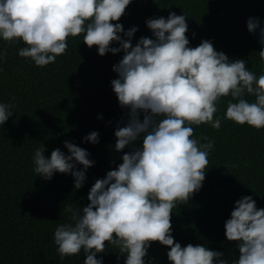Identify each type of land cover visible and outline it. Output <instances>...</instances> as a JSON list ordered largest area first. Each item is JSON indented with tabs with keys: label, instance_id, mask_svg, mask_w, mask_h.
I'll list each match as a JSON object with an SVG mask.
<instances>
[{
	"label": "clouds",
	"instance_id": "obj_1",
	"mask_svg": "<svg viewBox=\"0 0 264 264\" xmlns=\"http://www.w3.org/2000/svg\"><path fill=\"white\" fill-rule=\"evenodd\" d=\"M129 3L0 0V40L22 42L17 55L36 66L54 62L67 48L69 36L94 45L98 55L122 52L111 66L117 75L110 87L127 118L114 129L113 147L119 151L130 146V150L94 180L85 206L65 205L66 220L57 223L51 235L59 259L82 253V264H102L97 254L105 252L107 243L116 250V264L120 256L123 264H150L144 257L150 242L156 241L167 246L170 264H264V208L256 207L250 195L236 199L223 221L224 237L235 241L238 249L230 261L203 244L181 246L170 227L173 207L187 202L201 187L213 148L211 139L193 134V126L206 123L219 128L222 97L227 98L223 119L257 129L264 126V20L249 16L245 21L247 31L258 36L257 73L245 59H229L215 50L209 39L190 46L183 13L146 18L151 38L141 36L133 44L136 26L124 30L118 22ZM5 55L6 49H0V59ZM14 107V98L0 101V124ZM82 140L96 143L97 131ZM62 143L67 154L53 148L45 156L44 146L36 147L32 171L45 180L54 172L70 174L78 189L94 161L86 149L69 140Z\"/></svg>",
	"mask_w": 264,
	"mask_h": 264
},
{
	"label": "trees",
	"instance_id": "obj_2",
	"mask_svg": "<svg viewBox=\"0 0 264 264\" xmlns=\"http://www.w3.org/2000/svg\"><path fill=\"white\" fill-rule=\"evenodd\" d=\"M169 11L185 15L190 46L209 39L215 50L229 59L243 58L250 70L259 72L258 36L247 31L245 21L249 16L264 20V0H130L118 22L124 30L136 26L134 44L141 36L151 38L146 18L167 17ZM66 40L65 51L43 67L17 55L22 42L0 40V49H6L0 59V101L14 98L15 103L12 115L0 124V264H82V253L59 259L52 231L65 222V205L85 206L94 180L130 150V146L119 151L113 147L114 129L127 118L110 87L117 75L111 66L122 52L98 55L96 47L86 46L80 36ZM225 99L218 105L219 128L206 123L193 126V134L211 139L213 148L201 187L187 202L173 207L170 227L181 246L203 244L223 252L230 261L238 256V249L235 241L224 237L223 221L233 202L250 195L256 207L264 208V126L257 129L223 119ZM93 130L98 133L96 143L82 140ZM65 140L86 149L94 161L78 189L70 174L54 172L45 180L32 171L36 147L43 145L45 156L53 148L67 154ZM166 250L167 246L152 241L144 259L150 264H170ZM114 251L106 243L105 252L97 256L102 264H116Z\"/></svg>",
	"mask_w": 264,
	"mask_h": 264
}]
</instances>
